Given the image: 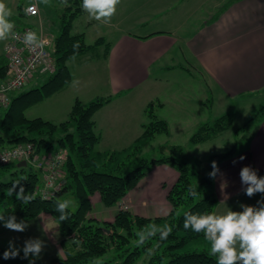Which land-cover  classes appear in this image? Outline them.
Here are the masks:
<instances>
[{
	"label": "crops",
	"instance_id": "crops-1",
	"mask_svg": "<svg viewBox=\"0 0 264 264\" xmlns=\"http://www.w3.org/2000/svg\"><path fill=\"white\" fill-rule=\"evenodd\" d=\"M38 2L42 13L50 15L49 9L42 6L44 2ZM24 3L19 7L21 14ZM81 25L83 30L75 32H83L87 43L100 38L105 43L70 60L72 81L43 102L50 98L58 101V108L68 115L76 99L88 103L97 97L112 96L94 114L99 149L133 146L148 121L149 103L155 105L159 117L168 121L169 134L173 130L191 133L224 113H232L234 120L237 115L248 116L246 107L251 101L247 104L241 100H251L264 92V0H121L110 23L90 19L83 12L74 19L73 30ZM7 41L0 54L5 53ZM245 166L258 176L264 171V116L247 141L218 164L215 190L219 202L215 213H224L228 208L240 211L241 204L258 206L257 201L264 199L260 193L245 195L246 186L239 175ZM178 177L174 167L157 164L116 207H100V194L92 195L91 215L112 222L124 204L136 214L167 215L171 210L168 191ZM95 207L100 208L98 214ZM14 216L28 227L16 232L0 223V246L8 249L9 241H13L22 251L26 240L40 239L49 251L47 264L53 258L66 257L58 222L51 214L43 212L25 219Z\"/></svg>",
	"mask_w": 264,
	"mask_h": 264
},
{
	"label": "trees",
	"instance_id": "trees-1",
	"mask_svg": "<svg viewBox=\"0 0 264 264\" xmlns=\"http://www.w3.org/2000/svg\"><path fill=\"white\" fill-rule=\"evenodd\" d=\"M68 2L72 10L62 18L59 32L53 36L56 71L37 78L36 85L44 78L40 85L13 95L9 106H0V148L33 143L37 155L67 149L68 156L62 167L66 182L52 197L45 198L38 190L42 184L39 169L30 163L22 165L20 161L0 165V214L6 218L10 215L34 218L43 212L51 214L58 222L66 257L53 258L50 264H95L99 259H103L102 264H135L143 254H147L146 264H216L215 258L208 255L209 243L203 234L184 229L183 220L186 212H215L219 198L215 177L209 176L213 171L211 165L213 161L218 165L231 156L235 148L214 153L209 161H205L191 159L185 155L182 146L167 142L161 146L160 156L147 157L145 146L156 134L169 132L168 121L159 117L155 105L149 103L146 109L148 121L143 124L142 133L133 146L102 154L96 150L100 134L94 114L111 101L112 96L97 97L88 103L76 99L68 117L60 122L27 117V108L52 96L72 81L70 60L105 43L100 38L89 44L83 32H73L74 19L84 11L82 0ZM77 44L78 48H74ZM6 77L7 57L3 53L0 54V83ZM263 116L264 105L244 126L236 129V134L261 121ZM233 123L232 113L211 118L199 126L190 140L196 144L207 141L229 129ZM157 164L170 165L179 173L168 191L171 210L167 215H140L122 207L112 222L100 221L91 215L92 195L99 193L105 206L118 204ZM260 176L264 177V171ZM16 181L25 188V194L34 197L31 203L24 204L16 199L15 194H5ZM16 190L19 191V186ZM67 194L75 198L78 206L75 210L69 206L68 219L61 221L56 205ZM165 226H171L172 232L166 239H161V230ZM5 250L0 246V264H29L32 260L35 264V258L29 256L25 259L23 251L16 258L6 260L3 258Z\"/></svg>",
	"mask_w": 264,
	"mask_h": 264
},
{
	"label": "clouds",
	"instance_id": "clouds-1",
	"mask_svg": "<svg viewBox=\"0 0 264 264\" xmlns=\"http://www.w3.org/2000/svg\"><path fill=\"white\" fill-rule=\"evenodd\" d=\"M43 2L47 3L48 0ZM120 3L121 0H82L81 8L90 19L110 23ZM61 4L69 6L68 0H61ZM12 15L13 12L5 0H0V41L17 38ZM24 42L29 46H42V41L33 31L24 34ZM74 48H78V44L74 45ZM74 83L79 82L73 81ZM243 159L244 157L241 156L240 160ZM211 167L213 171L209 176L214 178L219 171L218 165L213 161ZM239 175L242 185L246 186L245 195L252 197L257 193L264 194V177L258 176L255 170L245 166L240 170ZM17 186L19 191L16 190ZM5 194L7 196L15 194L16 199L24 204L31 203L34 199L31 194H25V188L20 181L13 183ZM70 203V201L57 202L56 211L60 213L61 221L68 219L67 209ZM257 205L241 204L242 210L234 211L228 208L224 213L186 212L183 227L186 230L191 229L194 233L203 234L204 239L209 243L208 255L215 258L216 264H264V199L257 201ZM0 222H3L5 228L16 232H23L28 227L24 221L17 222L14 215L6 218L5 215L0 214ZM171 232V226H165L161 230V239H166ZM44 247L45 242L40 239L26 240L22 249L23 256L25 259L29 256L39 258ZM20 251L21 249L16 248L13 241H9V248L4 251L3 258L14 259ZM29 264H34V260Z\"/></svg>",
	"mask_w": 264,
	"mask_h": 264
},
{
	"label": "rangeland",
	"instance_id": "rangeland-1",
	"mask_svg": "<svg viewBox=\"0 0 264 264\" xmlns=\"http://www.w3.org/2000/svg\"><path fill=\"white\" fill-rule=\"evenodd\" d=\"M5 0V3L11 8L13 15L11 17L12 21L15 23V26L19 24L20 22H24L30 25H33L35 27L41 28L44 30L46 33L51 35L52 37L54 36L55 33L59 32V29L62 24V18H64L65 15H69L70 11L72 8L70 6H63L61 4V0H48L47 3H44L45 5H42L44 7H47L50 11V15L46 16L43 14V10L39 4V0ZM43 1V0H42ZM25 2V5H28L30 3H36L39 7V15L38 16H28L24 12V9L21 7L23 10V13H19V7L20 5ZM210 2V1H209ZM68 5L70 3L68 2ZM26 7V6H25ZM24 7V8H25ZM205 10L208 8V5H205ZM20 9V10H21ZM20 14V15H19ZM81 17V16H80ZM84 19V18H82ZM79 29L73 30V32L77 30H83V25L78 26ZM92 30H95V27L92 28ZM5 41H0V49L2 47V44H4ZM41 76H34L32 77L22 88H20L18 91H21L27 87H30L33 84H36L34 81ZM44 78H41L40 82L37 85H40L43 83ZM243 101H251V104L246 107V110H248V113L250 114L247 115H237L236 120H234L233 125L229 128L226 129L216 136L210 138L207 141L201 142V143H193L190 140L191 135L195 132L192 131L187 132V131H179V130H173L168 133H160L156 134V136L151 140V143L148 146H145V155L147 157H154V156H160L161 155V146L165 144L166 139L171 140V143L174 141L176 145H180L184 149V153L187 157L191 159H203L205 161H209V157L218 152H226L231 150L232 148H237L239 145L241 146L245 141H247L248 137L253 133V127L256 125L255 123L249 126L245 131H241L239 134L234 131L235 128L243 124L241 126H238L237 128H240L244 126L251 117L255 115V113L263 106L264 104V92L261 94L259 93L256 96H253L251 100H248L246 98L245 100H241V103H244ZM248 104V103H247ZM60 104L56 100H46L39 102L37 104L32 105L26 110V115L30 118L41 116L44 119H50L55 122H59L62 120H65L67 118V113L63 111V109H59ZM255 110V111H254ZM217 116V115H216ZM245 123V124H244ZM167 143V142H166ZM170 143V142H169ZM67 150V149H65ZM96 150L99 151L102 154L105 153H110L113 150L107 151L105 149H99L96 146ZM57 150H52L51 154L55 153ZM68 151V150H67ZM50 152V151H49ZM166 153H168V150H165ZM29 166H27V169ZM63 201H70V207L72 209H76L78 204L75 200V198L70 195H64L63 196ZM117 204L113 205L112 207H116ZM100 207L104 208H110L108 206H105L103 203H101ZM130 210V205L124 204L120 206V208ZM100 208L95 207V211L97 214L99 212ZM17 217L21 219H25L24 217L18 215ZM47 254H49V251L46 249H43V251L40 254V257L37 258V264H47L46 258ZM147 254H143L135 264H146V258ZM103 259L97 260L95 264H102Z\"/></svg>",
	"mask_w": 264,
	"mask_h": 264
},
{
	"label": "built area",
	"instance_id": "built-area-1",
	"mask_svg": "<svg viewBox=\"0 0 264 264\" xmlns=\"http://www.w3.org/2000/svg\"><path fill=\"white\" fill-rule=\"evenodd\" d=\"M24 12L28 16H38L39 7L34 3L26 5ZM17 38H9L5 46L7 57V77L0 83V106H9L14 92L22 88L32 77L50 75L56 71L54 40L41 28L30 24L15 27ZM28 31L37 33L42 46H29L24 42V34ZM68 151L59 149L53 154H35L33 143L17 144L0 148V165L14 161L26 160L42 174L39 193L45 198L52 197L62 187L66 179L62 167L67 159Z\"/></svg>",
	"mask_w": 264,
	"mask_h": 264
},
{
	"label": "water",
	"instance_id": "water-1",
	"mask_svg": "<svg viewBox=\"0 0 264 264\" xmlns=\"http://www.w3.org/2000/svg\"><path fill=\"white\" fill-rule=\"evenodd\" d=\"M20 164H22V165H26L27 162H26L25 160H23V161L20 162Z\"/></svg>",
	"mask_w": 264,
	"mask_h": 264
}]
</instances>
